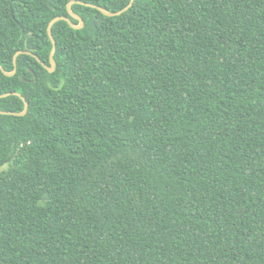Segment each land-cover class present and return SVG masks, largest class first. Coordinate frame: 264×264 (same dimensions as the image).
I'll return each instance as SVG.
<instances>
[{
  "label": "trees",
  "instance_id": "trees-1",
  "mask_svg": "<svg viewBox=\"0 0 264 264\" xmlns=\"http://www.w3.org/2000/svg\"><path fill=\"white\" fill-rule=\"evenodd\" d=\"M69 1L0 0V264H264V0L74 2L49 72Z\"/></svg>",
  "mask_w": 264,
  "mask_h": 264
},
{
  "label": "water",
  "instance_id": "water-1",
  "mask_svg": "<svg viewBox=\"0 0 264 264\" xmlns=\"http://www.w3.org/2000/svg\"><path fill=\"white\" fill-rule=\"evenodd\" d=\"M74 2H80L82 4H85L87 6H92V7H95L97 9H99L102 13H104L105 15H108V16H113V15H117V14H120L122 11L126 10L128 7H130L132 4H133V0H130V2L128 3V5H126L122 10H118V11H108L106 9H104L102 6H99V5H95V4H92V3H88V2H83V1H78V0H70L68 3H67V11L68 13L70 14V16L74 17L75 19H77L79 21V24H73L72 20L67 17V16H55L53 17L48 25H47V34L51 40V43H52V48L50 50V54H49V63H50V66H48L47 64L43 63V65L48 69L49 72H52L54 69H55V59H54V54H55V51H56V41L53 37V34H52V26L55 22H57L58 20H66L72 27L74 28H82L83 25H84V20L81 16H79L78 14H76L75 12L72 11L71 9V6ZM22 32H24L23 28H22ZM29 53V54H32L33 56H35L38 60H40L35 54H33L32 52L28 51V50H18L15 52V54L13 55V63H14V69L10 72L6 71L1 65H0V68L1 70L6 74V75H13L16 71V59H17V56L20 54V53ZM15 94L19 95L22 100L24 101V109L21 111V112H12V111H5V110H0V113H3V114H18V115H24L26 112H27V109H28V102L27 100L25 99L24 96H22L20 93L18 92H14ZM9 93H5V94H2L0 95L1 96H4V95H8Z\"/></svg>",
  "mask_w": 264,
  "mask_h": 264
}]
</instances>
